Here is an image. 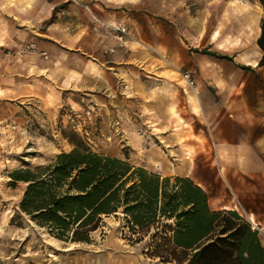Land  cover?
Listing matches in <instances>:
<instances>
[{
    "label": "crops",
    "instance_id": "crops-1",
    "mask_svg": "<svg viewBox=\"0 0 264 264\" xmlns=\"http://www.w3.org/2000/svg\"><path fill=\"white\" fill-rule=\"evenodd\" d=\"M120 2L0 0V143H19L30 122L78 123L87 111L105 132L123 133L140 154L135 166L143 161L162 177L192 179L211 211L237 212L264 246L263 5ZM116 24L145 46L120 44L109 27ZM3 171L0 163V178ZM19 205L0 209V264L12 262L2 243L20 244L28 222L36 225L24 214L14 223ZM39 244L28 242L14 264H139L116 258L111 243L107 251L76 255Z\"/></svg>",
    "mask_w": 264,
    "mask_h": 264
},
{
    "label": "trees",
    "instance_id": "trees-1",
    "mask_svg": "<svg viewBox=\"0 0 264 264\" xmlns=\"http://www.w3.org/2000/svg\"><path fill=\"white\" fill-rule=\"evenodd\" d=\"M259 45L264 53V20ZM10 178L27 184L19 214L61 241L91 244L103 218L122 211L133 235L164 225L167 248L153 257L166 263L264 264L259 232L235 211H211L206 192L190 178L162 177L76 144L52 164Z\"/></svg>",
    "mask_w": 264,
    "mask_h": 264
},
{
    "label": "rangeland",
    "instance_id": "rangeland-1",
    "mask_svg": "<svg viewBox=\"0 0 264 264\" xmlns=\"http://www.w3.org/2000/svg\"><path fill=\"white\" fill-rule=\"evenodd\" d=\"M120 3H138L142 0H118ZM124 1V2H123ZM129 42H135L138 45L145 46V44L131 36L128 40ZM127 44V43H126ZM63 113H67V108L63 107ZM95 122V118L88 114L87 111L80 118V122L71 121V123L63 122L61 117L59 121H52V126H46L45 122H30L26 130H21L23 132L20 136L19 143H17V138H14L13 143H8L2 141L0 143V148L3 149L0 155V163L4 167V175L0 178V209H7L9 212L16 210V206L22 201L23 193L25 191L26 184L24 182H18L16 184H8L7 173L10 174L19 169L35 170L38 167H45L52 164L56 157L63 150H73L75 144L80 148L89 149L93 152L104 154L107 156L118 157L122 159H128V161L135 166L140 160V154H136L134 150L128 143L126 137H123V133L118 132V136L112 133H107L103 130L102 120ZM77 123V124H76ZM113 125H108V128H112ZM77 128V130L75 129ZM91 128H94L92 131ZM79 129V130H78ZM87 130V132H85ZM92 131V132H91ZM75 142V144H73ZM147 148H149L147 146ZM192 152V156H195V152L192 149H188ZM161 156H165V153L161 152ZM153 158V156H149ZM148 158V161H149ZM207 164V162H205ZM139 168L147 167V165L142 161ZM147 170V169H146ZM207 177L211 180L215 179V172L211 168H207L205 171ZM193 179H196L195 175H192ZM195 182V181H194ZM215 183V187H218V183ZM22 215L16 214L14 216V223L22 224ZM28 225L32 227H26L25 234L22 238L16 240L18 245L11 246L10 242L2 243V248H6V252L10 253L9 259H11L10 264H14L13 261L17 259L19 254L24 251L23 249L28 242L40 243L39 245L43 248L45 246L50 248H55L57 251H71V255H76L77 253H97L99 251H107V243H111L113 246L110 247L114 249L118 254L116 258L119 260H126L128 258L137 260L139 264H176V263H166L161 259L153 257L166 249V241H164V234L168 232L163 231L164 225H156L150 229L148 233L143 232L142 234L133 235L129 230L128 226L124 221V215L122 211L117 214H113L109 217H104L101 226L96 233L92 234V243L90 245L84 244H74L71 242L60 241L53 237L46 229H41L39 226H34L28 222ZM160 234L158 237L153 238V234L157 232L156 228ZM164 232V233H162ZM166 236V237H167ZM165 237V238H166ZM139 239H142L141 241ZM28 247H31L29 244ZM102 249V250H101ZM104 249V250H103ZM52 249L48 251L52 252ZM47 251V250H46ZM57 254L56 251L51 254ZM121 261V262H122ZM128 264H131L130 262Z\"/></svg>",
    "mask_w": 264,
    "mask_h": 264
},
{
    "label": "built area",
    "instance_id": "built-area-1",
    "mask_svg": "<svg viewBox=\"0 0 264 264\" xmlns=\"http://www.w3.org/2000/svg\"><path fill=\"white\" fill-rule=\"evenodd\" d=\"M68 1L78 2V0H68ZM109 27L112 30L114 37L117 39V41H119L120 44H124L127 40L130 39L131 35H130L127 27L122 26V25H117V24L116 25H110ZM34 49H35V46L33 44L28 45L25 49V52L33 51ZM42 56L47 58V53L43 52ZM186 78L189 80L191 85L194 84L193 80H191L189 75H186ZM88 114H89V112H88ZM253 229H255V228L253 227Z\"/></svg>",
    "mask_w": 264,
    "mask_h": 264
},
{
    "label": "water",
    "instance_id": "water-1",
    "mask_svg": "<svg viewBox=\"0 0 264 264\" xmlns=\"http://www.w3.org/2000/svg\"><path fill=\"white\" fill-rule=\"evenodd\" d=\"M26 187H27V184H26ZM26 187H25V190H26ZM24 193H25V191H24ZM24 193H23V196H24ZM121 212V211H120Z\"/></svg>",
    "mask_w": 264,
    "mask_h": 264
},
{
    "label": "bare ground",
    "instance_id": "bare-ground-1",
    "mask_svg": "<svg viewBox=\"0 0 264 264\" xmlns=\"http://www.w3.org/2000/svg\"><path fill=\"white\" fill-rule=\"evenodd\" d=\"M0 183H3V181H0Z\"/></svg>",
    "mask_w": 264,
    "mask_h": 264
}]
</instances>
